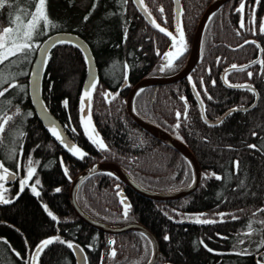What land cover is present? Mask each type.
Listing matches in <instances>:
<instances>
[{
	"label": "trees",
	"instance_id": "16d2710c",
	"mask_svg": "<svg viewBox=\"0 0 264 264\" xmlns=\"http://www.w3.org/2000/svg\"><path fill=\"white\" fill-rule=\"evenodd\" d=\"M211 1L179 0L187 47L174 62V68L160 71L166 63L163 54L171 47V38L152 29L132 0H127L126 4L121 0H47L48 15L58 27L49 28L35 38L34 44L39 45L48 34L69 31L83 38L91 48L97 69L96 87L91 90V121L107 150L91 142L88 135L95 133L90 131L86 135L81 123L79 97L86 63L80 49L71 43L57 44L51 49L40 93L49 112L64 128L68 126L66 133L87 153L83 159L57 142L34 114L27 94V78L36 51L28 60L21 58V62L11 67L13 73L24 75L15 77L14 82L20 87L0 98L3 109L0 115H12L17 108L20 111L6 126V131L0 133V163L9 170L18 169L19 164L20 171L28 166L29 157L39 163H33L36 174L19 197L17 181L7 185V191L3 192L4 197L13 202L0 204V264H30L34 247L54 236L78 244L87 256V264H142L147 260L150 245L141 232L107 234L75 216L69 205V185L87 165L105 160L119 164L146 189L170 191L190 183L188 161L135 125L124 105L134 82L146 75L173 73L183 66L197 21ZM27 3L28 0H9L16 9L26 7ZM93 3L97 5L95 9ZM240 3L241 0L226 1L207 21L200 57L186 78L147 86L133 99L134 110L142 118L169 131L193 152L202 171L199 186L189 195L159 202L137 195L112 175L98 172L85 178L76 192L80 207L94 218L115 224L139 222L147 227L158 239L160 252L156 264H257L258 260L264 261V245L257 247L264 239V212L258 211L264 208V33L259 32L264 22V0L259 4L257 0H245L243 29L240 28L241 13L236 11ZM144 6L159 24L176 35L172 0H144ZM161 6L163 14L158 11ZM253 8L255 25L249 23ZM14 13L17 12L13 7L0 9V31L9 26ZM233 64L244 70H232L229 67ZM224 70L227 83L221 74ZM249 72L253 73L251 78ZM125 73L127 80L123 84ZM191 84H195L196 93L199 92L203 100L204 118ZM228 84H248L254 92ZM232 109L240 110L226 115ZM226 111L220 120L222 123H209L208 120L217 119ZM29 112L31 116L27 115ZM177 112L181 113L179 120ZM19 132L24 135L20 136ZM249 144L262 150L250 149ZM237 160L240 162L238 171L233 165ZM211 173L222 179H215ZM35 179L41 182L37 186L41 192L39 197L31 192ZM56 188L61 191L56 192ZM124 198L128 203H124ZM45 204L57 221L47 215ZM125 205H130L127 217L123 214ZM193 214L216 222L195 223V219L190 218ZM249 225L252 234L246 235ZM165 236L169 239L165 240ZM109 240L115 243L109 245ZM112 249L116 251L114 258L110 256ZM245 249L250 254H239ZM37 264L77 262L72 249L54 242L40 254Z\"/></svg>",
	"mask_w": 264,
	"mask_h": 264
},
{
	"label": "water",
	"instance_id": "95a60500",
	"mask_svg": "<svg viewBox=\"0 0 264 264\" xmlns=\"http://www.w3.org/2000/svg\"><path fill=\"white\" fill-rule=\"evenodd\" d=\"M228 0H212L203 10L204 12L201 14L200 18L198 19V23L195 27L194 34L190 41V47L187 53L186 61L184 62L183 66L179 69H177L173 73L169 74H155V75H146L142 79H139L138 81L134 82V84L129 88V91L125 97V105L124 109L127 112L128 117L135 125H138L143 131L148 132L153 138H155L157 141H161L163 144H165L167 147L172 148L173 150L177 151L179 154H181L186 161H188L190 172H191V180L188 185L182 186L181 188L176 189H170V191H154L151 189H146L141 184L137 183L133 177L126 172L119 164L114 163L112 161H95L94 163H91L87 165L83 170H81L79 173H77L74 178L71 180L69 185V192H68V198H69V205L70 209H72L75 216H77L79 219H81L86 225L88 224L94 229H99L102 232L109 233V234H119L121 232H128L130 230H134L137 232L144 233L145 238L148 240H151L150 245V253L145 262L142 264H149L151 261L152 264H156L159 257L160 248L158 245V239L154 236V234L143 224L139 222H129V223H111V222H105L98 218H94L91 214H89L87 211H85L83 208L80 207L78 200L76 198V192L79 188V185L85 180V178L89 177L92 174L95 173H104L109 174L121 181L123 185H125L127 188H130L133 192H135L137 195H142L148 199H152L155 201H169L171 199H179L183 196L189 195L194 191L200 184L202 171H200V166L198 161H196V158L191 150L187 147V145L180 139L173 136L169 131L162 129L158 125L156 126L149 120H145L142 118L136 110H134V96L137 92L144 89L147 86H155V84H166V83H175L176 81H179L181 79H184L187 77V75L191 72V70L196 66V63L200 57V48H201V40L203 36V31L206 27L207 21L210 19V17L216 12V9L220 7L221 5L225 4ZM133 4H135L139 14L143 15L145 21L152 29H155L159 33H161L157 28L152 26L151 19L149 18V15L146 14L143 10V7L139 5L138 3L134 2L132 0ZM173 2V13H174V23H175V31H176V23L177 20L181 22V2L179 0H172ZM151 15V14H150ZM152 19L153 16H151ZM156 21V20H155ZM156 23H158L156 21ZM159 24V23H158ZM161 27V24H159ZM165 28V27H164ZM167 30V29H166ZM163 34V33H161ZM164 35V34H163ZM176 35L178 36L177 32ZM170 38V37H169ZM57 39H65L70 40L72 45H80L81 47H76L77 49H80V51L83 54V57L85 59V55H87L90 58V62H86V73L84 76V81L81 86V93L79 97V102H81V96L83 95L84 91L86 89H89L90 84L95 81L97 78V69L95 64V59L93 58L91 48L88 47L87 43L83 38H81L79 35H76L72 32H64V31H57L51 34H48L47 37H45L36 48L35 55L32 59V63L29 68L28 78H27V94H29V101L32 105L34 114H36L39 122L45 130L51 134L48 131V128L51 124H55L57 129L62 132L63 137L66 139V141L70 144H75L73 140H71L70 136L66 133V130L63 126V124H60L57 118L49 112L47 109V112H44L43 109L47 108L45 103L43 102L42 94L40 93L41 88V80L44 75V67L46 64H41L40 61L44 59L45 56H48L51 49L53 48V44ZM172 43V41H171ZM170 49H166L165 51H169ZM231 68V67H229ZM227 68L226 70H228ZM37 73V75H34L33 72ZM224 72L221 73L222 78L224 80ZM126 83V80L124 79L123 84ZM121 85V87L123 86ZM192 86L193 94L197 98L199 107L201 108V114L203 113L204 118V107L200 104V97L196 95V90ZM253 88V87H252ZM91 90V89H90ZM257 99V95L255 98V101ZM41 101L43 102V105L41 104ZM255 101L252 103V105L255 103ZM248 106L249 107H252ZM86 111L83 113L85 118H87L88 111H87V104H85ZM228 111L224 112L219 118L214 120H208L209 123H217L221 120L222 116H224ZM81 113V110H80ZM82 115V113H81ZM90 129H94V132L96 134L94 124L91 121ZM56 140V139H55ZM57 141V140H56ZM59 142V141H57ZM60 143V142H59ZM61 144V143H60ZM76 145V144H75ZM79 147L78 145H76ZM10 173L15 174L12 170L9 171ZM120 195H123V192H120ZM124 203H128V201L124 198ZM39 244V243H38ZM37 244V245H38ZM75 244V243H74ZM36 245V246H37ZM78 245V244H75ZM36 246L34 247V250L32 251V254L34 253ZM80 247V246H79ZM81 248V247H80ZM74 253L75 262L77 264H85L83 257L85 256V252L80 253L78 249H72ZM32 256V255H31ZM257 255L256 257H258ZM30 264H32L31 258H30Z\"/></svg>",
	"mask_w": 264,
	"mask_h": 264
},
{
	"label": "snow or ice",
	"instance_id": "6c2138e0",
	"mask_svg": "<svg viewBox=\"0 0 264 264\" xmlns=\"http://www.w3.org/2000/svg\"><path fill=\"white\" fill-rule=\"evenodd\" d=\"M20 2H23V0H20ZM122 3H127V0H121ZM134 2L138 3L143 7V10L146 14L149 15V18L151 19L152 26L157 28L161 33L165 34L166 36L171 38V49L163 54V59L166 61L165 64H163L160 68V71H164L166 69H172L174 68V62L178 60L186 50V42H185V33L183 29L182 23L177 20L176 23V32L177 35H173V33L168 32L166 28L161 27L158 23H156L155 19L151 18V15L147 9L146 6H144V0H134ZM260 3V0H257V4ZM32 5H34V9L32 8ZM9 6L13 7L14 10L17 12V15H15V18L9 19V26L3 27L2 31H0V98L4 97L11 89L20 87L18 84L14 82L15 77L18 75H24V73H13L10 71L11 67L14 65H17L19 62H21V58L23 60H28L31 54L36 50L38 45L34 44L35 38L39 37L40 35H43L45 31H47L49 28L55 29L58 27V25L53 22L47 12V0H28V3L26 7L22 8H15L14 4H9V0H0V9H3L4 7ZM96 3H93L92 8H96ZM244 9H245V0H241L240 6L236 9L238 13H241V21H240V28L243 29L245 27L244 22ZM158 11L163 14L164 8L161 6ZM89 15H86L84 17V20H88ZM166 22V21H165ZM249 23L255 25L256 23V10L253 8L251 10V19ZM126 32V30H125ZM259 32L264 33V22H261L259 26ZM237 35H239V32H237ZM71 43L70 40L65 39H57L53 47H55L57 44H67ZM245 43H254L250 41H245ZM76 47H81L80 45H75ZM242 47V46H241ZM159 55V52L157 53ZM220 58H217L219 61ZM85 61L90 62V58L85 55ZM48 57L45 56L42 61H40L41 64H47ZM256 63V62H254ZM127 68V65L124 66ZM245 68L248 66H244ZM232 70H240L243 71L244 68L237 69V66L233 64L231 66ZM229 70H226V74ZM34 75H37V73L33 72ZM249 78L253 76L252 72L248 73ZM124 79L127 80V74L125 73ZM225 83H227V79L225 76ZM189 80L191 81V76L189 77ZM213 85L215 84V81L212 82ZM7 84V87H4V85ZM201 85H203V81L201 80ZM229 87H236V88H245L248 91L254 92V89L251 85L243 84V85H233L228 84ZM96 87L95 81H93L89 89H86L81 96V123L83 125V129L86 135L89 134L90 131L94 132V129H90L91 125V96L92 92L91 90H94ZM193 87H195V84H193ZM91 89V90H90ZM22 90V89H21ZM197 96L200 95L199 92L196 93ZM205 95H207V91L205 89ZM108 94H105V97L107 98ZM181 99H184L181 97ZM208 99L211 100V96H208ZM10 101L8 104L10 105ZM41 104L43 105V102L41 101ZM65 106H67V101H64ZM85 104H87V111L88 115L87 118L83 115V113L86 111ZM200 104L203 105V100L200 101ZM240 109H232L229 113L226 115H231L232 112L238 111ZM3 109L0 107V112H2ZM19 108H17V112L13 113L12 115H8L4 113L3 115H0V133H4L6 131V126L14 119V116L19 114ZM44 112H47V108L43 109ZM28 116H31L32 113L29 112L27 114ZM177 119L179 120L181 117V113H176ZM203 116V113H202ZM184 118H187V103L185 102V111H184ZM223 121H220L222 123ZM179 124L176 125L177 128H179ZM68 126L66 125L65 128ZM48 131L51 133V135L59 141L72 155L77 156L81 159H83L87 153L83 152L79 147H77L75 144H70L66 141V139L63 137L62 132L57 129L56 125L53 123L49 126ZM72 131L75 132V128H72ZM253 136L256 135L255 132L252 133ZM20 136H23V132H19ZM88 138L91 140V142L96 145L101 150H107V146L104 144L103 140L99 138L98 133L95 135H88ZM248 147L253 150H262L255 144H249ZM264 151V150H262ZM33 163H39V161H33L31 157L28 158V166L26 170V176L19 180V192H17V197H19L20 193H22L26 187L29 186V181H31L36 174L37 169L33 167ZM234 168L238 171L240 167V162L234 161L233 162ZM21 165L17 164V168L19 169ZM0 204H10L13 202L12 199H6L3 195V192H6L7 189L4 187L3 181H10L15 180L17 177L15 174L10 173L9 169L5 167L4 163H0ZM65 175H68V169H64ZM207 175V174H206ZM210 175L214 176L215 179L220 180L222 179L221 176L216 175L215 173H211ZM40 180L35 179V182L31 184V192L39 197L41 195V192L38 190V187L40 185ZM243 183V182H241ZM56 192H60V188L55 189ZM123 203V201H122ZM130 205H125L124 208V216L127 217L128 215V209ZM43 208L47 215L51 217L53 221H57V217L48 210V206L45 204L43 205ZM258 211L264 212V208L259 209ZM223 216L224 214H220ZM255 215V213L253 214ZM233 219H236V217H233ZM214 220H208V219H201L199 216L195 218V223L198 224H212L215 223ZM249 232L246 233V235H251V225H249ZM143 236L144 233H141ZM165 240H168L169 237L165 236ZM54 242H59L60 244H65L69 249H78L80 253H83V249L79 247V245H75L72 241H64L59 236H54L51 238L44 239L40 241V243L36 246V249L34 253L31 256L32 264H37L38 258L42 252L45 251L49 246L53 245ZM244 241H240V243H243ZM109 245H113L115 243L114 240L108 241ZM148 243L151 244V240H148ZM201 244H203V241H200ZM264 245V239L261 240L260 244L257 245V247H260ZM90 247V246H89ZM205 248H207V245H204ZM208 251H213L212 249L208 248ZM239 254H250L245 249L243 253ZM17 256H19V253H17ZM111 257L116 256L115 249H112L110 252ZM85 264H87V256L85 255L83 257ZM149 264H152L150 261ZM257 264H264V261L258 260Z\"/></svg>",
	"mask_w": 264,
	"mask_h": 264
},
{
	"label": "flooded vegetation",
	"instance_id": "af4514ba",
	"mask_svg": "<svg viewBox=\"0 0 264 264\" xmlns=\"http://www.w3.org/2000/svg\"><path fill=\"white\" fill-rule=\"evenodd\" d=\"M169 49H171V47ZM10 170H12L15 173L17 178L15 180L3 181V184H4L5 188H7V185H9L11 182H14V181H17L18 184H19V180L26 176L27 167H25V170H23V171H20L19 169H16V168L10 169ZM0 172H2V170H0ZM30 183H31V181H29V185H30Z\"/></svg>",
	"mask_w": 264,
	"mask_h": 264
},
{
	"label": "rangeland",
	"instance_id": "374dc122",
	"mask_svg": "<svg viewBox=\"0 0 264 264\" xmlns=\"http://www.w3.org/2000/svg\"><path fill=\"white\" fill-rule=\"evenodd\" d=\"M15 15H17V13H14V15H13V17H12L13 19L15 18ZM26 167H27V166H26ZM197 216H199L201 219H203L202 216L199 215V214H193V215H190V218H192V219L194 218V219H195Z\"/></svg>",
	"mask_w": 264,
	"mask_h": 264
}]
</instances>
